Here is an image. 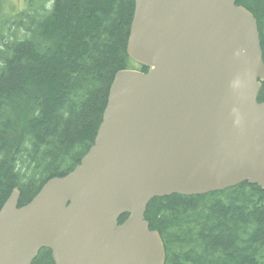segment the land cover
<instances>
[{"label": "water", "instance_id": "water-1", "mask_svg": "<svg viewBox=\"0 0 264 264\" xmlns=\"http://www.w3.org/2000/svg\"><path fill=\"white\" fill-rule=\"evenodd\" d=\"M127 53L93 145L74 169L0 209V264H163L145 219L153 197L242 182L264 189V61L237 0H135ZM128 214L119 223V219Z\"/></svg>", "mask_w": 264, "mask_h": 264}, {"label": "trees", "instance_id": "trees-1", "mask_svg": "<svg viewBox=\"0 0 264 264\" xmlns=\"http://www.w3.org/2000/svg\"><path fill=\"white\" fill-rule=\"evenodd\" d=\"M237 4L257 19L264 61V0ZM135 5L27 0L7 12L0 0V209L15 187L22 206L74 169L93 145L115 74L147 70L127 53ZM145 219L162 238L163 264H264V189L256 184L153 197ZM31 264H53L51 251L42 248Z\"/></svg>", "mask_w": 264, "mask_h": 264}, {"label": "rangeland", "instance_id": "rangeland-1", "mask_svg": "<svg viewBox=\"0 0 264 264\" xmlns=\"http://www.w3.org/2000/svg\"><path fill=\"white\" fill-rule=\"evenodd\" d=\"M27 0H7V12H19L26 8Z\"/></svg>", "mask_w": 264, "mask_h": 264}]
</instances>
